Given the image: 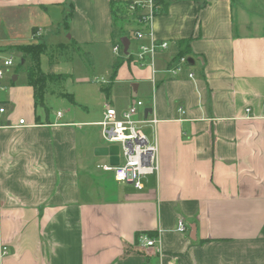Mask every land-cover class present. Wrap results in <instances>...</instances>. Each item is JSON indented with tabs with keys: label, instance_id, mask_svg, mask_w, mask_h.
Here are the masks:
<instances>
[{
	"label": "crops",
	"instance_id": "0c3cea01",
	"mask_svg": "<svg viewBox=\"0 0 264 264\" xmlns=\"http://www.w3.org/2000/svg\"><path fill=\"white\" fill-rule=\"evenodd\" d=\"M154 1L168 4L152 20L168 48L140 64L132 35L124 52L132 59L112 86L129 85L140 98L107 106L121 114L147 102L138 118L159 120L140 124L157 142L158 173L141 190L116 182L98 168L111 165L95 154L106 145L86 144L61 112L43 121L32 88L11 87L0 96V264H264V0ZM110 3L0 0V66L10 47L62 36L60 28L80 50H111ZM181 43L188 65L173 75ZM140 234L161 242L145 247Z\"/></svg>",
	"mask_w": 264,
	"mask_h": 264
},
{
	"label": "rangeland",
	"instance_id": "374dc122",
	"mask_svg": "<svg viewBox=\"0 0 264 264\" xmlns=\"http://www.w3.org/2000/svg\"><path fill=\"white\" fill-rule=\"evenodd\" d=\"M59 31L62 36H57L54 32L49 35L47 41L45 38L37 39L36 41L45 42L48 52L54 55V61L57 65L55 66L54 64L55 71L69 74L70 78L58 80L48 87L44 99L45 106L37 108V116L45 121L47 114H49L50 120L54 121L57 113L61 112L65 116L64 122L71 121L80 124L79 131L85 136L86 144L95 139L98 143L106 145L101 139V128L87 126L85 123L101 121L103 119V110L108 103L111 104L112 102V105L119 110L127 107L131 98L129 94L140 98V91L135 93L133 87H129V85L114 83L109 95H106L102 87L106 86L111 76V67L116 57L113 48L111 50L99 48L94 51L91 49L78 50L71 41H68L67 37L70 34L65 35L63 28H60ZM60 43L66 44L67 47L64 56H60L57 52L58 44ZM10 48L7 49V55L13 58L14 66L4 69L3 86L7 85V87H4L0 96H3L11 87L27 86L26 70L31 65V62L26 58L24 67L17 71L16 68L21 63L23 55L17 52L16 49ZM86 53H89V56ZM48 61L43 66L44 70L49 69L47 67ZM15 75L18 76V81L12 85V78ZM61 93L73 95L74 103L68 97L62 96ZM143 102L147 105V102ZM9 113L12 114L10 111ZM143 132L147 136L149 135L148 130Z\"/></svg>",
	"mask_w": 264,
	"mask_h": 264
},
{
	"label": "built area",
	"instance_id": "2783aa9c",
	"mask_svg": "<svg viewBox=\"0 0 264 264\" xmlns=\"http://www.w3.org/2000/svg\"><path fill=\"white\" fill-rule=\"evenodd\" d=\"M141 5V3H136ZM153 4L149 2L141 17L137 19L140 27L133 33V38L140 42L137 58L140 64L145 60H152L160 52L168 48V43H159L153 33L152 20L155 17L152 11ZM133 9H131L132 12ZM41 32H36L34 37L39 38ZM119 47L113 46V52L119 55ZM125 52V50H124ZM177 66L170 70L173 75L180 73L188 65L187 59L182 58L177 61ZM14 66L12 57L3 59L0 66V91L4 89L3 79L5 77L4 69ZM190 79L194 78L193 73H189ZM142 100H135L128 110L119 114L115 108L107 106L104 112L103 120L98 124L101 128V138L107 147L118 146L119 164L98 165V168L112 172L114 179L118 183L132 184L137 190L143 189V180L149 175H156L159 171L158 165V146L157 142H151L147 135L140 128V124H147L156 127L159 120L148 116L140 121L138 118L140 110L144 108ZM250 110H248L249 112ZM7 108L0 106V114L6 113ZM62 114L58 113V117ZM20 125H25V120L19 121ZM177 230L181 233L186 231L183 220L178 222ZM160 237L152 238L146 234L138 236V243L145 247H155L160 244ZM8 254L7 248L2 249L1 255Z\"/></svg>",
	"mask_w": 264,
	"mask_h": 264
},
{
	"label": "trees",
	"instance_id": "16d2710c",
	"mask_svg": "<svg viewBox=\"0 0 264 264\" xmlns=\"http://www.w3.org/2000/svg\"><path fill=\"white\" fill-rule=\"evenodd\" d=\"M148 3H141V5L136 4V2H123V1H115L111 0V14H112V42L113 46H118L120 51L119 55L116 56L115 61L111 67L112 73L110 76L109 83L102 87L103 92L106 95H109L112 84L117 75L118 69L122 66V64L126 61H131L132 55L125 57L124 55V45L122 43L123 38L130 39L132 38L133 33H130L128 29H125L124 25L128 20H137L141 17V14L145 11V7H147ZM153 4V14L157 16L161 13H166L168 11V4L162 3L161 1H152ZM131 9L132 12H131ZM141 28V27H139ZM138 30V29H137ZM72 44L78 49L79 47L73 41ZM187 43H181L180 52L176 55V60L180 61L182 58L187 57L189 54V50L186 48ZM66 45H58L57 52L60 56H64L66 52ZM10 49H16L17 52L21 53L22 59L19 66L16 68L17 71L21 70L24 67L26 58L29 59L31 65L26 70L27 76V84L33 90L35 107L45 106L44 99L46 96V91L48 87L58 80L70 78L69 74L63 73H55L53 71L54 68V55H51L48 52V47L45 42H34L31 44H25L20 46L11 47ZM89 56V53H86ZM45 59L43 60V58ZM47 67L49 69L44 70L43 66L45 62H47ZM51 60V61H50ZM62 96L68 97L72 103H74V97L70 94H63ZM5 104V103H0ZM1 106V105H0ZM48 111V110H47Z\"/></svg>",
	"mask_w": 264,
	"mask_h": 264
},
{
	"label": "water",
	"instance_id": "95a60500",
	"mask_svg": "<svg viewBox=\"0 0 264 264\" xmlns=\"http://www.w3.org/2000/svg\"><path fill=\"white\" fill-rule=\"evenodd\" d=\"M128 42L129 41H128L127 38L122 39V43L124 45L125 51L128 48ZM188 61L191 62L192 59L189 58ZM149 112H152V110L149 109ZM95 154L97 156H105V157L108 156L110 158V164L112 166H116V165L119 164V157H118L119 148H118V146L98 147V148L95 149Z\"/></svg>",
	"mask_w": 264,
	"mask_h": 264
}]
</instances>
